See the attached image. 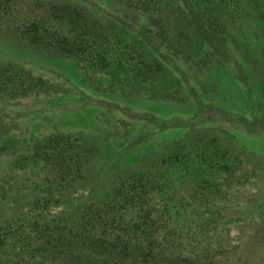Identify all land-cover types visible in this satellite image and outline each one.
<instances>
[{
  "label": "trees",
  "instance_id": "1",
  "mask_svg": "<svg viewBox=\"0 0 264 264\" xmlns=\"http://www.w3.org/2000/svg\"><path fill=\"white\" fill-rule=\"evenodd\" d=\"M112 2L123 16L110 13L104 20L78 0H0V41L105 74L107 90L194 101L197 109L187 121L162 122L190 130L133 165L110 168L106 185L80 197L73 194L85 187L101 151L94 134L52 133L18 152L12 169L41 165L42 200L65 209L33 221L30 239L0 227V261L264 264L259 243L233 244L218 230L229 223L220 222L227 201L219 202L250 176L242 169L244 155L226 129L194 128L232 119L236 128L264 133V0ZM131 14L145 20L137 31L126 21ZM42 84L17 63H0V98L25 97ZM234 90L244 103L235 112L215 101L234 99ZM1 129L0 155L14 146Z\"/></svg>",
  "mask_w": 264,
  "mask_h": 264
},
{
  "label": "rangeland",
  "instance_id": "2",
  "mask_svg": "<svg viewBox=\"0 0 264 264\" xmlns=\"http://www.w3.org/2000/svg\"><path fill=\"white\" fill-rule=\"evenodd\" d=\"M78 1L104 20L110 13L123 16L112 0ZM126 21L136 31L139 22L145 23L132 14ZM9 61L40 77L43 83L37 92L25 97L0 98V127L14 144L10 153L0 155V227H9V233L17 232L22 239L36 235L33 221L48 220L65 207L46 205L42 200L45 171L41 165L12 169L18 152L30 150L34 141L52 133L94 134L101 151L92 161L85 187L73 194L85 196L90 194V187L101 189L108 183L110 168L133 165L148 151L182 138L189 128L164 127L162 122L176 118L187 121L197 109L194 101L175 103L147 94L127 96L107 90L105 74L82 69L69 58L50 57L32 49L20 51L0 41V63ZM233 92L234 99L215 101L235 112L244 103L236 100L237 90ZM208 127L224 128L233 135L237 150L244 155L242 169L250 175L228 188L226 200L219 202L223 205L227 201L220 222H229L219 225V233L230 243H259L264 248V133L255 135L236 128L232 119L204 122L194 128ZM251 235L254 238L249 239ZM4 261L2 258L0 264Z\"/></svg>",
  "mask_w": 264,
  "mask_h": 264
}]
</instances>
